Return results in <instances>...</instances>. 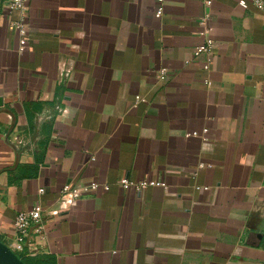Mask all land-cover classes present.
Masks as SVG:
<instances>
[{
  "label": "crops",
  "instance_id": "obj_1",
  "mask_svg": "<svg viewBox=\"0 0 264 264\" xmlns=\"http://www.w3.org/2000/svg\"><path fill=\"white\" fill-rule=\"evenodd\" d=\"M237 1L29 0L20 50L0 0L2 244L38 204L8 248L40 264H264V15Z\"/></svg>",
  "mask_w": 264,
  "mask_h": 264
},
{
  "label": "built area",
  "instance_id": "obj_2",
  "mask_svg": "<svg viewBox=\"0 0 264 264\" xmlns=\"http://www.w3.org/2000/svg\"><path fill=\"white\" fill-rule=\"evenodd\" d=\"M29 0H4V4L7 10L12 12H17L20 15L19 20L13 22V27L17 31L19 35V49L23 50L26 46V35L27 28L25 22V12L28 9ZM163 3L164 0H156V9L154 11V17L159 19L163 15ZM210 1H206L205 5L208 6ZM237 4L242 9L254 8L264 15V0H238ZM208 13L201 19L200 24L204 29V40L196 47L194 54L196 56L205 55L206 60L202 65L204 71L209 70V56L212 52L214 43L213 41L207 37V33L209 28L207 27ZM158 77L160 79H164L166 77V70L160 69L158 71ZM206 86L210 85L209 81H205ZM140 97H135V102L140 101ZM206 133V130L203 131V134ZM187 136L197 137L198 133L193 132L188 134ZM199 167H204L201 163ZM119 187L122 190H134L136 192H141L147 188L160 187L165 188V183L161 181L155 180H141V181H130L127 178H122L119 180ZM101 188V185L96 182H89L87 184L81 186H71L64 185L60 189V194L62 196H70L72 198H80L83 195H87L89 193L95 192ZM40 193L43 192L42 189L39 190ZM43 209L40 205H34L30 209L26 211L19 212L13 223V228L15 231V238L9 244V248L15 252H23L25 246H30L28 243L29 240V232L31 229H34V233H39L40 224L42 221Z\"/></svg>",
  "mask_w": 264,
  "mask_h": 264
},
{
  "label": "water",
  "instance_id": "obj_3",
  "mask_svg": "<svg viewBox=\"0 0 264 264\" xmlns=\"http://www.w3.org/2000/svg\"><path fill=\"white\" fill-rule=\"evenodd\" d=\"M0 264H23L17 256L0 242Z\"/></svg>",
  "mask_w": 264,
  "mask_h": 264
},
{
  "label": "trees",
  "instance_id": "obj_4",
  "mask_svg": "<svg viewBox=\"0 0 264 264\" xmlns=\"http://www.w3.org/2000/svg\"><path fill=\"white\" fill-rule=\"evenodd\" d=\"M16 255L24 264H40L38 263L39 261L34 258H28L23 254H18V253Z\"/></svg>",
  "mask_w": 264,
  "mask_h": 264
}]
</instances>
